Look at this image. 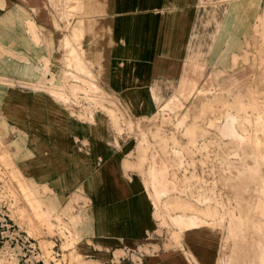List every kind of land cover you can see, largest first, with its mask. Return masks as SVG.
<instances>
[{
    "label": "crops",
    "instance_id": "0c3cea01",
    "mask_svg": "<svg viewBox=\"0 0 264 264\" xmlns=\"http://www.w3.org/2000/svg\"><path fill=\"white\" fill-rule=\"evenodd\" d=\"M68 1L0 0V133L14 164L48 207L77 217L86 258L135 264L140 251L141 264H213L215 237L193 228L181 247L141 250L158 223L128 167L136 143L117 132L113 108L85 102L152 115L192 84L193 52H224L257 34L264 0Z\"/></svg>",
    "mask_w": 264,
    "mask_h": 264
},
{
    "label": "rangeland",
    "instance_id": "374dc122",
    "mask_svg": "<svg viewBox=\"0 0 264 264\" xmlns=\"http://www.w3.org/2000/svg\"><path fill=\"white\" fill-rule=\"evenodd\" d=\"M192 73V84H182L173 99L158 101L149 116L129 115L115 100L107 105L99 99L85 103L113 108L117 132L136 143L128 167L142 176L158 223L149 239L154 243L143 245L144 253L181 247L190 228L181 230L176 216L205 210L208 223L193 229L215 237L213 264H264V24L256 35L235 37L224 52H193ZM220 88L223 98L215 110L196 117L205 98L214 97ZM239 93L249 102L244 109L235 106ZM229 112L239 117L235 126L242 137L221 135ZM195 117L199 125L192 137L180 120L185 118L187 124ZM2 135L0 264H103L78 249L77 217L54 209L46 212L44 196L16 167L8 137ZM80 200L88 203L75 195V201ZM130 256L135 264L142 263L140 251Z\"/></svg>",
    "mask_w": 264,
    "mask_h": 264
},
{
    "label": "bare ground",
    "instance_id": "6f19581e",
    "mask_svg": "<svg viewBox=\"0 0 264 264\" xmlns=\"http://www.w3.org/2000/svg\"><path fill=\"white\" fill-rule=\"evenodd\" d=\"M219 90H220V92L217 93L216 95H214V97L205 98L203 103L200 105L199 115H196V117H201L202 114L207 113L208 111H212L213 112L215 110V103L218 101V99H222L223 98V93H222L223 90H222V88H220ZM245 97H246L245 95L239 93V95L237 96V102H236L235 106L239 107L241 109H244V108L248 107L249 106V102L247 103V101L245 100ZM175 98L177 99V97H175ZM111 115L113 117H115L114 114L111 113ZM196 117H195V120H193L192 123H187V124H183V123H185V118L180 120V123L182 125H186L185 133L191 135L192 137L196 136V134H197V133H195L196 132V126L199 125V122H198V120H196ZM114 119H115V122L118 121L116 118H114ZM237 121H239V117L236 116L234 113L229 112L226 115L225 119H224L225 128L224 129L220 128L221 135L231 136L232 138L242 137V135L239 133V131L237 130V128L235 126ZM210 124H214L212 119H210ZM157 133L160 135L159 132H157ZM160 137H161V135H160ZM194 141H195V139H194ZM180 152L182 153V151H180ZM183 158H184V156H183ZM243 163H245V162H243ZM149 174H150V172H149ZM263 185H264V181H263ZM163 190H165L164 193L167 192L166 188L163 189ZM46 212L51 213L52 209L50 207H47V211ZM202 213H194V214H191V215L188 214V213H181V214L176 216L175 222H176V224H178L180 226L181 230L189 229V228H193V227H199L202 224L205 225V224L208 223V218L205 216V210ZM239 228H240V230H242L241 227H239ZM238 244L241 245V242H238ZM261 246H262L260 248L261 253H264V246L263 245H261Z\"/></svg>",
    "mask_w": 264,
    "mask_h": 264
}]
</instances>
